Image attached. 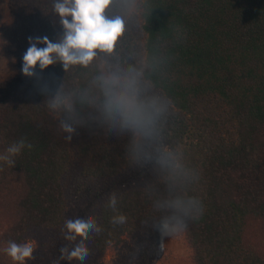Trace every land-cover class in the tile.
<instances>
[{
  "label": "trees",
  "instance_id": "trees-1",
  "mask_svg": "<svg viewBox=\"0 0 264 264\" xmlns=\"http://www.w3.org/2000/svg\"><path fill=\"white\" fill-rule=\"evenodd\" d=\"M38 14L11 15L5 34L25 52L29 37L63 35L53 11ZM105 14L124 22L111 54L0 83V155L32 145L0 161V262L33 232L25 264H58L64 212L83 201L101 229L85 264L129 238L178 234L190 264H264V0H112Z\"/></svg>",
  "mask_w": 264,
  "mask_h": 264
},
{
  "label": "clouds",
  "instance_id": "clouds-1",
  "mask_svg": "<svg viewBox=\"0 0 264 264\" xmlns=\"http://www.w3.org/2000/svg\"><path fill=\"white\" fill-rule=\"evenodd\" d=\"M111 2L112 0H55L52 11L60 18L63 35L56 42L50 41L47 36L35 39L29 37V47L23 56L22 74L31 77L37 65L40 71H44L56 60L62 63L65 70L77 64L86 67L96 58L98 52L111 54L124 31V22L119 16L108 18L105 14ZM38 44H43L44 47L40 48ZM52 107L55 108V105ZM60 128L68 133L67 139L71 140L75 128L63 123L60 124ZM26 146L32 147L31 144L26 145L23 139L11 144L6 153L0 155V161L14 166V157ZM116 205L117 197L112 193L107 206L115 211ZM202 211L203 208L200 206L199 214ZM125 220L126 217L121 214L114 216L111 222L123 224ZM65 229V240L72 242L78 237L82 239L71 249L61 248L60 259L85 261L89 253L84 241L88 239L90 232L99 233L101 229L92 217L68 219L65 221ZM164 239L166 235L161 236V240ZM34 248L33 241H26L23 244L10 241L4 251L12 264H25L32 258Z\"/></svg>",
  "mask_w": 264,
  "mask_h": 264
},
{
  "label": "rangeland",
  "instance_id": "rangeland-1",
  "mask_svg": "<svg viewBox=\"0 0 264 264\" xmlns=\"http://www.w3.org/2000/svg\"><path fill=\"white\" fill-rule=\"evenodd\" d=\"M54 2L55 0H0V83L8 82L9 84H13L19 80L18 77L23 66V56L26 53L20 48L21 46H19V44L14 42L13 35L6 36L5 34L6 32L11 31L9 25L13 12L16 9L20 12H26L30 9L33 13L38 14L39 12L38 15L42 17L47 10L52 11ZM32 3L34 4V9L32 8ZM79 202L83 204L73 205L64 212L66 220L86 218L89 215L93 206H90L89 203H84L83 201ZM65 231L66 229L64 223L58 232L61 240L59 250L65 246L66 243L70 249L74 247L72 244L75 241L70 242L64 239ZM26 241H33L35 243L33 252L38 253L37 251L39 247L33 232L29 233V235L26 234ZM53 248L57 249L56 247ZM119 252L128 253L136 258H140L142 254L146 253L145 260H142V258L139 259L141 264H190L189 251L184 237L181 234L171 237L169 242L159 240L140 241L135 237L126 239L125 244L121 247H111L104 252L103 259L101 261L102 264H115L116 255ZM53 256V254H49L46 256L47 258L45 260L53 259ZM30 260H32V258ZM2 263L3 262H0V264ZM25 263H27V261ZM53 264H57V261L53 262ZM58 264L85 263L77 259H73L71 261L67 259H60Z\"/></svg>",
  "mask_w": 264,
  "mask_h": 264
}]
</instances>
